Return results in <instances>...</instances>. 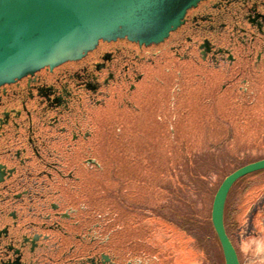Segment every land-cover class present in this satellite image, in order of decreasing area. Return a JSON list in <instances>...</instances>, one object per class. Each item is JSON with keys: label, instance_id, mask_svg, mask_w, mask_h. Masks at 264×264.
<instances>
[{"label": "flooded vegetation", "instance_id": "1", "mask_svg": "<svg viewBox=\"0 0 264 264\" xmlns=\"http://www.w3.org/2000/svg\"><path fill=\"white\" fill-rule=\"evenodd\" d=\"M261 100L264 0H199L160 41L99 40L0 85V264H175L162 218L104 196L165 178L153 148L191 115L248 124ZM250 206L264 221V193Z\"/></svg>", "mask_w": 264, "mask_h": 264}, {"label": "rangeland", "instance_id": "2", "mask_svg": "<svg viewBox=\"0 0 264 264\" xmlns=\"http://www.w3.org/2000/svg\"><path fill=\"white\" fill-rule=\"evenodd\" d=\"M205 117L198 121V117L191 115L186 120L183 136L177 138L182 144L167 149L153 148L155 159L168 168L165 178L154 172L147 178L151 186L142 191L137 188V194L121 192L117 196L111 193L104 196L106 205L114 200L136 208L147 205L153 216L162 218L164 221L160 223L171 236L165 233L155 236L153 243L161 248L166 243L175 264H203V254L201 245L168 221L174 222L180 214H188L197 222L207 221L213 192L224 176L241 162L264 157V100L249 114L248 124L242 122L244 116ZM153 134L158 138L155 129ZM178 172L182 174L176 178ZM246 177L230 198L237 222L232 237L240 264H264V221L250 211V204H257L264 193V170ZM111 187L115 188L114 184ZM141 212L148 215L151 211ZM151 227L156 232L155 225Z\"/></svg>", "mask_w": 264, "mask_h": 264}, {"label": "water", "instance_id": "3", "mask_svg": "<svg viewBox=\"0 0 264 264\" xmlns=\"http://www.w3.org/2000/svg\"><path fill=\"white\" fill-rule=\"evenodd\" d=\"M199 0H0V85L44 66L78 59L99 40L126 37L149 43L175 28ZM264 170V158L227 174L212 199L210 222L224 264H240L224 227L233 184Z\"/></svg>", "mask_w": 264, "mask_h": 264}, {"label": "trees", "instance_id": "4", "mask_svg": "<svg viewBox=\"0 0 264 264\" xmlns=\"http://www.w3.org/2000/svg\"><path fill=\"white\" fill-rule=\"evenodd\" d=\"M259 159H262V158H259ZM253 161H256V160H253ZM253 161L241 162L236 168L242 165H245L247 163L253 162ZM262 172L263 170L252 173V175L261 174ZM245 178L247 177L244 176L233 184L232 188L230 189L228 193L226 203H225V208H224V227H225L226 234L228 235L233 246H234V240L232 237V231H234L237 228V222L234 218L235 211L234 209H232L233 207H231L230 198H231L233 191L235 189L238 190L239 187H241ZM215 191L213 192V196L215 194ZM168 222H170L171 224L174 223L177 229L181 230L183 233L186 234V236L190 237L191 239H194V242L196 244L201 245L200 248L203 254L202 255L203 264H224L222 253H221V248H220L217 237L214 233V230L210 222V213H209V218L207 219V221L204 220L202 222L201 221L197 222V221H194V219H192V217L188 214H180V216H178L174 222L172 221H168Z\"/></svg>", "mask_w": 264, "mask_h": 264}]
</instances>
